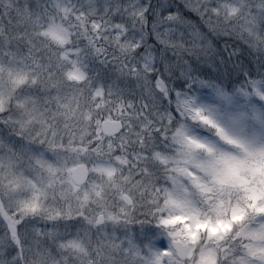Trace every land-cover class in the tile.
I'll list each match as a JSON object with an SVG mask.
<instances>
[{"label":"snow or ice","instance_id":"snow-or-ice-1","mask_svg":"<svg viewBox=\"0 0 264 264\" xmlns=\"http://www.w3.org/2000/svg\"><path fill=\"white\" fill-rule=\"evenodd\" d=\"M0 264H264V0H0Z\"/></svg>","mask_w":264,"mask_h":264},{"label":"trees","instance_id":"trees-1","mask_svg":"<svg viewBox=\"0 0 264 264\" xmlns=\"http://www.w3.org/2000/svg\"><path fill=\"white\" fill-rule=\"evenodd\" d=\"M191 20H192V22L195 24V23H197V21H196V19H195V17L194 16H191V17H189ZM147 39H148V43L150 42V40H152V37H147Z\"/></svg>","mask_w":264,"mask_h":264},{"label":"rangeland","instance_id":"rangeland-1","mask_svg":"<svg viewBox=\"0 0 264 264\" xmlns=\"http://www.w3.org/2000/svg\"><path fill=\"white\" fill-rule=\"evenodd\" d=\"M153 3H155V0H153ZM154 42V39L152 38V40H150V44ZM138 227V226H137Z\"/></svg>","mask_w":264,"mask_h":264}]
</instances>
